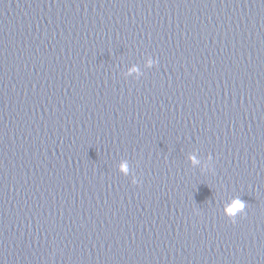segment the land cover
Masks as SVG:
<instances>
[{
    "label": "water",
    "instance_id": "obj_1",
    "mask_svg": "<svg viewBox=\"0 0 264 264\" xmlns=\"http://www.w3.org/2000/svg\"><path fill=\"white\" fill-rule=\"evenodd\" d=\"M0 264H264V0H0Z\"/></svg>",
    "mask_w": 264,
    "mask_h": 264
},
{
    "label": "clouds",
    "instance_id": "obj_2",
    "mask_svg": "<svg viewBox=\"0 0 264 264\" xmlns=\"http://www.w3.org/2000/svg\"><path fill=\"white\" fill-rule=\"evenodd\" d=\"M241 207H242V202H237V203L234 205L233 208L229 209V211L231 212V211H233V210H235V209H239V208H241Z\"/></svg>",
    "mask_w": 264,
    "mask_h": 264
}]
</instances>
